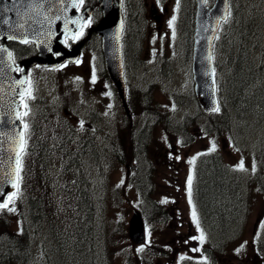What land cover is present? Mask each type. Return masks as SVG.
<instances>
[{"label":"rangeland","instance_id":"1","mask_svg":"<svg viewBox=\"0 0 264 264\" xmlns=\"http://www.w3.org/2000/svg\"><path fill=\"white\" fill-rule=\"evenodd\" d=\"M127 1L131 10L136 6L137 10L145 15L146 4L152 0ZM160 1L162 4L166 3V0ZM167 4L170 14L166 18L169 21L173 15L174 30L165 36L162 32L159 44L152 39L147 43L149 35L145 31L141 36H144L142 39L146 43L138 42L139 33L136 32L133 41L127 42V54L131 93L136 92L138 88L142 89V85L152 83L153 104L149 107L152 108L151 111L158 120L150 129L151 139L146 145L145 153H137L136 159L140 163L142 177L145 176L144 170L147 165L152 166V180L149 183V185L152 184L151 196L166 212L168 224L165 223V226L160 228L153 225L152 219L155 216L150 209L153 200L149 197L148 205L144 196L141 195L144 189L138 190L134 184L123 181L125 177L129 180L132 174L130 169L126 171L124 164L121 166L118 163H110L106 159L102 161L101 167H98L93 159L86 158L83 160V167L93 173L88 176L93 183V195L96 204L103 208L101 211L98 210V213L103 216L102 219L98 218L100 222L98 228L100 230L108 228L105 231L109 238L111 236V246L107 250L114 253L120 242L114 239L116 237L114 231L117 229L113 223L118 222L126 231L127 219L133 208H140L144 212L147 225L146 243L143 246L136 245L134 250L130 248L128 260L125 256L115 257V264H133L134 261H137L134 264H185L186 258L190 261L195 259L193 264H206L200 263L203 256L202 245L205 244L203 236L206 235L210 237L211 244L215 245L218 242L223 244L224 251L221 252L219 264H236L240 258L244 260L239 264H248L246 259L252 253L251 239L259 237L264 240V193L262 191L264 187V0H230L229 20L220 28L213 51L215 62L221 65L218 66L217 82L218 92L226 112L227 127L221 126L220 129L213 131L209 123L206 128H201L200 122L189 121L188 131L193 134L194 140L188 145H185L186 142L177 133L170 132L159 124L163 118H166L168 112H171L170 119L177 121L185 114L195 116L197 111H200V105L193 93L190 52H187L186 45L187 33L180 27L184 21L180 18V12L185 0H171ZM164 27L168 30L169 23ZM157 45L160 46L159 51L154 50ZM230 52L232 57L233 52L236 54L234 71L225 64V61L230 62L228 61ZM165 57L171 59L168 69L161 67L160 60ZM96 60L97 57L82 56L77 65L65 66L57 71L36 69L31 73L32 89L40 96L50 98L55 92V83L58 80L61 91L65 94H74L76 84L83 77L77 72V70L83 71L82 62H87L92 67ZM142 60L146 62L142 63ZM88 75L86 73L87 77ZM95 75L92 74V76ZM178 94L185 96L180 100L183 103L171 101L172 95ZM137 103L136 115L143 110L140 100H132L131 107ZM112 116L113 113H110L109 118ZM144 120H147L146 117L140 121L139 126ZM216 120L218 121L219 118L216 117ZM136 126L138 127L135 122L133 126L126 127L128 140L124 146L116 148L118 153H125L129 163L132 162V155L138 147V144L132 141L133 134H136L133 133ZM204 154L219 156L225 165L243 176L242 181L236 177V186L244 194V196L236 194L237 205L243 211L242 214L240 213L242 222L238 227L236 226L237 217L233 218V215H230L232 208L229 203L220 209L224 217L226 216L225 228H219V225L214 222L212 212H209L208 216L211 220L207 226L208 229L203 228L205 234H202L198 227L199 216L194 209L191 181L194 164H198L202 158L197 160V157ZM202 163L207 164V168L204 167L203 170L209 178L212 162L204 158ZM250 172H253L252 179H245ZM224 176L225 179H221V182L231 186L234 180L231 178L232 171L227 169ZM42 177L44 178V175ZM109 199L112 200V204L108 202ZM15 202V199H9L2 209L14 214ZM211 209L214 207L211 206ZM120 219H123V224L119 222ZM256 219L259 222L256 223ZM0 230L3 229L0 228ZM34 232L40 233V228H36ZM225 237L226 239H223ZM32 242L33 249L39 253V243L34 234ZM118 249L116 252L119 251ZM159 249L161 253L156 255ZM99 253L104 258L100 251ZM136 256L139 258L136 259ZM148 260H152V263ZM252 261L251 264L259 262L253 254Z\"/></svg>","mask_w":264,"mask_h":264},{"label":"water","instance_id":"2","mask_svg":"<svg viewBox=\"0 0 264 264\" xmlns=\"http://www.w3.org/2000/svg\"><path fill=\"white\" fill-rule=\"evenodd\" d=\"M3 1V0H2ZM75 0H11L5 26L0 29L3 39H15L21 42L34 40L42 59L32 57L22 61L24 68L30 64L43 61L49 53L52 39L49 33L34 38L38 31L35 25L44 18L59 20L71 30L79 18L70 15L71 2ZM5 2V1H4ZM6 3V2H5ZM103 18L95 28L102 36L107 70L116 86L122 93L120 64V33L122 29L121 0H101ZM194 42L192 55V78L194 92L201 95L200 101L205 112L215 111L218 107L216 97L215 73L212 60V43L220 21L227 16V0H215L208 8L204 0H195ZM45 62H50L45 59ZM24 70L15 72L11 61L10 50L3 46L0 49V202L5 195L16 188L19 153L23 149L24 136L19 121V96L24 93ZM129 237L134 242L144 238L142 217L135 211L129 220Z\"/></svg>","mask_w":264,"mask_h":264},{"label":"trees","instance_id":"3","mask_svg":"<svg viewBox=\"0 0 264 264\" xmlns=\"http://www.w3.org/2000/svg\"><path fill=\"white\" fill-rule=\"evenodd\" d=\"M144 94H145V102H146L145 105L149 106L150 99L152 98V96L149 92H146V91L144 92ZM174 98H176L177 100H181L182 97L174 95ZM203 117H205V115L201 111H199L196 114L195 119L192 118L191 121L193 122L196 120L197 122L201 123L203 120ZM209 118L212 119V120L210 119L211 123L212 121L215 122V119L212 115H210ZM187 119L188 118L186 117L184 123L181 125H174L173 123H170L169 121H166L165 123L163 120H161L160 122H161L162 127L167 129L168 131L182 132V129L186 125ZM221 120L225 123L227 122V117H223L221 118ZM67 145H69V143H66V145H64L63 148L59 149V151L63 150L64 155H66L67 152L69 151L67 150V147H68ZM37 148H39V146H37ZM81 150H84L83 146L81 147ZM25 161H26V158L25 156H23V161H22L23 167L25 166ZM212 170H211L209 179L214 181V179L217 177V175L215 174L216 169L212 168ZM25 171L22 170V178L24 179V181L26 177V174L24 173ZM74 178L76 180H74ZM77 178L78 176L73 175L72 179H67V181L65 182V185L60 184L61 189L58 190L59 194L56 195V196L59 195L60 196L59 198L63 199L61 201H63L64 204H66V206L70 205L75 209V211L71 210V213L74 214L73 218L70 216L68 217L67 212L64 215L65 218L63 221H65L67 225V229L65 231L62 232L60 221H57L56 219V217L59 219V216L61 215V212H62V208L59 207L61 203L56 202L55 204L52 201L53 202L52 209H51L52 204L48 203V213L46 217L49 222L50 231H51V235L53 238V243L55 244V247H53V249L54 251H59V253L60 251L62 252L61 254L62 259L65 262L67 261L71 262L73 261L72 258H74V259H78L77 261L80 262L81 264H84V263L86 264V262H88L89 264H109V261L106 258L105 259L102 258L101 254L99 253L100 251L99 248H97L96 255H94L93 247L95 245H94L93 235L91 233V230L94 227L95 230L98 232L99 231L98 225L100 222L96 223L95 220H93L92 218L93 198H92V195L88 191L89 186L87 185L86 182L84 183V180H83L84 178H79V179ZM227 188L229 189L230 187L227 186ZM232 191L230 190V192L228 193L232 194ZM219 194H217L216 191L211 192V190H208L207 195L203 194V196L206 197V200L210 202L211 201L216 202L217 198H215V195H219ZM55 198L58 199V197H54V194L52 192L50 197L48 196L47 200L51 202V200ZM30 203L32 204L34 212L36 214L38 215L42 214L43 198H41L40 195L36 196L35 198H32ZM211 204L212 202L210 203V205ZM212 214L216 216L217 212L213 211ZM53 218H55V223L51 222V219L53 220ZM10 238H14V237H10ZM102 241L103 239L97 233V241H96L97 245L100 244V246H103ZM12 249L19 250L18 256H22V257L26 256L25 244H22L13 239L12 241L5 242V244H1L0 252L3 254V258L8 257L10 253L12 252Z\"/></svg>","mask_w":264,"mask_h":264},{"label":"flooded vegetation","instance_id":"4","mask_svg":"<svg viewBox=\"0 0 264 264\" xmlns=\"http://www.w3.org/2000/svg\"><path fill=\"white\" fill-rule=\"evenodd\" d=\"M164 10L166 11V8H164ZM129 18V17H128ZM163 17L162 20L163 21ZM213 171V170H212ZM217 178L213 180H209V178H206L205 180V188L203 189V194L207 195V191L211 190V192L216 191L217 194L219 195H215V198H217L216 202L212 203L210 205V201L206 200V197H204V205H205V215L209 216V212L215 211L217 212L216 216L214 215V222L216 224H224V222L226 221V216L224 217V213L222 211H220L221 208H223L226 204H230L231 208H232V212L230 213V215H233V218L236 217V180H235V185L233 186L234 188H227L226 184L221 182V179L224 178V171H221V169L216 168V173ZM210 175V174H209ZM217 179V181H215ZM230 190L232 191V194L228 193L230 192ZM226 193V195H225ZM230 196L229 198H227L226 196ZM219 200V201H218ZM210 206V207H209ZM211 206L214 207V209H211ZM210 222V218L208 219Z\"/></svg>","mask_w":264,"mask_h":264},{"label":"bare ground","instance_id":"5","mask_svg":"<svg viewBox=\"0 0 264 264\" xmlns=\"http://www.w3.org/2000/svg\"><path fill=\"white\" fill-rule=\"evenodd\" d=\"M40 196L44 199H47L48 196L50 197V193H49V191H47L45 193H41ZM7 223H8L7 220L0 219V228H2V229L6 228ZM93 252H96V247L93 248ZM100 252L103 254L104 259L108 257V254L106 252H104V251H100Z\"/></svg>","mask_w":264,"mask_h":264}]
</instances>
